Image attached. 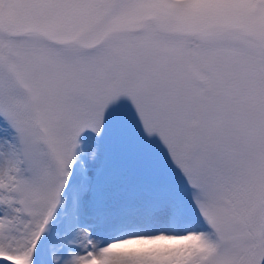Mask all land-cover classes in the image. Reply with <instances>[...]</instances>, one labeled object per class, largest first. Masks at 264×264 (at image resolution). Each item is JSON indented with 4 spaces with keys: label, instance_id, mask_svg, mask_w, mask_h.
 <instances>
[{
    "label": "snow or ice",
    "instance_id": "6c2138e0",
    "mask_svg": "<svg viewBox=\"0 0 264 264\" xmlns=\"http://www.w3.org/2000/svg\"><path fill=\"white\" fill-rule=\"evenodd\" d=\"M0 264H264V0H0Z\"/></svg>",
    "mask_w": 264,
    "mask_h": 264
}]
</instances>
